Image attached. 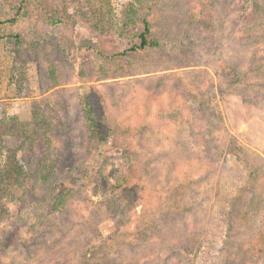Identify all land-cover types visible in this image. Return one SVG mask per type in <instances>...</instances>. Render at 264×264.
<instances>
[{
	"label": "rangeland",
	"instance_id": "rangeland-1",
	"mask_svg": "<svg viewBox=\"0 0 264 264\" xmlns=\"http://www.w3.org/2000/svg\"><path fill=\"white\" fill-rule=\"evenodd\" d=\"M97 1L0 0V167L14 151L26 172L20 186L8 185L5 193L0 189L5 209L0 218V264H53L47 259L68 251L65 244L53 249L46 243L53 239L62 244L67 233L72 237L80 232L64 224V209L54 208L56 188L77 190L65 200L73 212L72 221L88 217L91 211L96 214L88 237L96 230L107 237L114 225L106 202L122 198L123 193L106 188L102 176L114 185L125 171L133 170L130 158L120 149L124 144L139 146L141 160L150 163L143 175L145 207L153 205L156 195L164 198L161 187L169 183L170 198L189 208L186 231L200 240V264H255L256 236L264 233V42L249 47L238 44L234 31L261 24L263 4L252 1L249 7H235L233 0H159L150 17L151 36L159 47L141 54L129 52L118 61L126 77L113 79L110 61L138 44L134 35L142 30L140 24L131 39H124L114 30H95L94 18L92 25L83 18H75L66 27L44 22L49 15L60 17L66 9L74 14L75 7L81 10L96 2L106 23L121 24L123 7L131 0ZM201 1L212 5L215 42L204 38L196 26L190 28V10L195 12ZM19 6L16 22L5 23ZM248 13L255 17L243 21ZM28 40L34 42L29 45ZM104 70L110 75L106 79ZM93 71L99 74L93 76ZM183 87L191 102L201 101L194 104L192 110L198 112L193 116L186 109L177 112L180 106L171 101V95ZM92 88L107 107L121 105L120 120L125 118L132 127L150 122L158 128L115 135L89 156L85 144L92 146L91 136L85 129L78 131L82 123L75 111L80 96ZM12 118L24 126L10 127L15 124ZM61 119L71 129L55 134L53 126ZM46 120L51 122L47 128ZM49 143L57 159L60 152V157L70 160H59L54 178L43 184L35 171ZM139 170L137 164L140 174ZM177 180L190 181V190L185 186L179 191ZM134 212L139 215L142 208ZM42 220L52 225L41 229ZM168 229L161 238L184 232ZM46 230L48 238L36 235ZM187 258L192 259L187 254L177 264H189Z\"/></svg>",
	"mask_w": 264,
	"mask_h": 264
},
{
	"label": "trees",
	"instance_id": "trees-1",
	"mask_svg": "<svg viewBox=\"0 0 264 264\" xmlns=\"http://www.w3.org/2000/svg\"><path fill=\"white\" fill-rule=\"evenodd\" d=\"M252 1L257 2L258 6H260V4H263L262 6H264V0H233L234 3L236 2L235 7H239L238 5L249 7V3ZM99 2L100 4H103L102 1H97V3ZM97 3L94 2V6L88 4L85 9L81 10H78V7H75L74 14H69L66 9V11L63 10V15L60 17L49 15L48 18L44 19V22L50 26L61 25L66 27L72 26L73 22L76 20L75 18H83L89 25H92L91 19L94 18L96 19V22L92 27L95 30H114L119 37L124 39H131L133 37L132 35L136 33L134 36H136L138 44L133 45L129 51H124L119 54V56H116V58L111 59L112 62L110 61V68L114 70V73L110 78L115 79L126 77L123 73V65H120L118 62L119 60H123V58L127 57L129 52L141 54V52L152 51L159 47L158 41L151 36L150 28V17L153 15V10L158 5L159 0H131L127 2L123 7L121 24L106 23L108 21L104 20V16L96 7ZM197 7H199V11L197 10ZM197 7L195 8V12L190 10V28L194 29V26H196L198 31L205 33V36H203L204 38L209 40V42H215L217 37L215 38L214 16L211 13L212 5L201 1V3L199 2L197 4ZM258 8L259 7H257L256 10ZM20 12L21 6L17 7L14 15L4 22H16ZM89 15L91 16L90 19L88 17ZM250 17H255L254 13L246 14L242 20L248 21ZM0 24L3 23L1 22ZM136 24H140L142 30L134 33ZM257 25L258 26L255 28L247 27L246 30L234 31V36L237 35L235 38L233 36L234 42L238 44L243 43L247 47L264 42V20H262L261 24ZM259 35H261L260 38H258ZM233 38L232 36L229 37V39L232 40ZM15 40L19 42L20 38L15 36ZM33 42V40H28L29 45ZM261 48L264 50V45H262ZM117 57H121L122 59H118ZM92 74L93 76H96L99 72L93 71ZM102 74H104L105 79L110 76L107 74V70L102 71ZM95 89L96 88H92L93 91L90 90L80 96L75 111V116L82 123L81 129L78 128V131L85 129L86 131L84 132L91 136L92 146L96 145V147H89L85 144V150L89 156L92 155L94 150H98L101 143L113 141L115 135H118L116 137H124L127 134H144L149 131L154 132V130L158 128L157 124L150 122H140L137 124L138 127H132L125 118L124 120H120L123 115L122 113L124 112L121 110V105L114 103V109H112V107H107L100 97L97 98L98 92ZM186 91L187 89L185 87L179 88V90L176 91V95H171V101H175L177 106H180L177 112H183L186 109V111H189V114L193 116V113L198 112L192 110L195 106L194 104L200 105L201 101L197 100V102L195 101L196 103L191 102L190 94L187 95ZM198 110L202 111L203 108L199 106ZM33 116L36 118L37 109L33 111ZM12 119L15 124H11L10 127L21 126L22 128L24 126L23 124H18L15 118ZM198 119H200V117H198L197 120ZM58 122L60 124H54L53 126L55 134L61 130L68 132L71 129V127H68L69 123H64L62 119ZM50 124V120L44 121L45 128ZM122 126H124V130L122 129ZM117 130L122 131V133L118 134ZM23 133H26V131L23 130ZM120 149L126 158H130L133 170L125 171L123 174L124 176L118 178L117 183L114 185H110V183L106 181V177L102 176L106 188L109 187L113 192L123 193L122 198L115 196L106 202L108 206L107 215L109 218L113 219V231L105 238H102L97 230L95 234L88 237L90 234L89 228L93 220L91 217L96 214L91 211L88 212V217L85 218L83 216L77 222L72 221L70 217L73 212L69 209L70 205L65 200L70 193L73 191L75 193L77 190L75 191L73 187L72 190L56 188L54 189V192L58 193L55 194V200L53 202L54 208H61L62 211L64 209V224H69L72 227L71 229L80 228V232L72 234V237H69V233L66 235L65 233H62L65 235V240L64 242L62 241V244L61 242L59 243V241L53 239L52 241H49V239H47L46 243H49L53 249L58 244H65V248L68 250L66 253L61 251L54 258H48L47 262L53 264H170V262L174 261L173 264H177L188 254L192 257L191 260L187 258L189 264H200L199 258L202 254L199 246L200 240H196L194 236L191 237L186 231V216L190 214L189 208L184 205L182 206V204L177 203L170 198L172 191L170 186L168 187L169 183L161 187V189L163 188L165 190V192H163L164 195L166 194L164 198L161 194L156 195L154 197L153 205L151 207H145V203L142 202L145 189V179L143 175L144 167L150 163L146 162L143 158V161L141 160V149L139 146L128 147L124 144ZM59 160L63 163L69 161L70 158L66 160L60 157L59 152V158L57 159L55 156V148L53 144L49 143L46 150L43 151L40 156L38 167L35 171L36 179L43 184L49 183L56 174V167L59 165ZM150 162L152 163V161ZM137 164H139L140 174L136 172ZM132 165L127 166V168ZM135 174L139 175V177H135ZM87 177L90 176L87 175ZM25 179L26 172L19 163L16 153L14 151L9 152L6 156V161L4 164H1L0 167V189L4 190L3 192L5 193L6 186H20ZM175 182L179 191L185 186L188 191L190 190V181L185 184L179 183L178 180ZM99 188L102 189L101 186ZM3 192H0V198L2 196L1 193ZM76 195H78V193H76ZM123 200L125 201L122 204L121 202ZM1 201L2 199L0 200V218L5 213ZM100 202L101 205H103L104 199ZM137 207L142 208V212L139 215L134 212V210H137ZM130 212H134V215H130ZM44 222L47 221L42 220V222H40L41 229L45 226L48 227L52 225V222L50 221L47 224ZM168 228L182 229L184 232L179 235H174L177 237H170L169 234H164V238H161L163 232L169 230ZM42 231H37L36 235H40L41 239L48 238L47 236H49L50 232L46 230L42 233ZM256 238L258 240V248L253 249V258H255V264L256 262L258 264H264V233L257 234ZM158 242L159 244H157ZM46 243L44 244L45 246L47 245ZM145 246L147 249L143 250ZM71 249H75V252L71 251ZM28 253L31 254L32 251H29ZM140 253H142V255H140ZM137 256L138 258L136 259ZM44 264H46V262Z\"/></svg>",
	"mask_w": 264,
	"mask_h": 264
}]
</instances>
